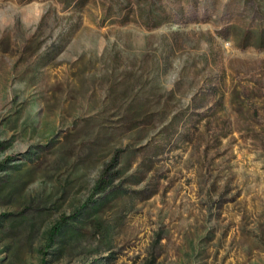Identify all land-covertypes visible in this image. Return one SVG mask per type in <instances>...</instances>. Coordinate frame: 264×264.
Listing matches in <instances>:
<instances>
[{
    "label": "rangeland",
    "instance_id": "obj_1",
    "mask_svg": "<svg viewBox=\"0 0 264 264\" xmlns=\"http://www.w3.org/2000/svg\"><path fill=\"white\" fill-rule=\"evenodd\" d=\"M0 264H264V0H0Z\"/></svg>",
    "mask_w": 264,
    "mask_h": 264
},
{
    "label": "trees",
    "instance_id": "obj_2",
    "mask_svg": "<svg viewBox=\"0 0 264 264\" xmlns=\"http://www.w3.org/2000/svg\"><path fill=\"white\" fill-rule=\"evenodd\" d=\"M111 180L108 178L107 174L103 175L102 177H100V179L97 182L96 185V189L99 191H105L107 189V187L110 186ZM75 217V216H73ZM68 221H61L59 224L55 225L52 230H51V237L55 238L56 236H58L63 227L66 225Z\"/></svg>",
    "mask_w": 264,
    "mask_h": 264
}]
</instances>
